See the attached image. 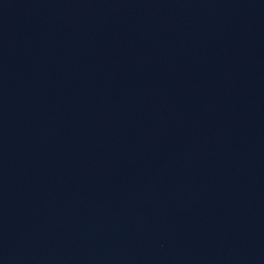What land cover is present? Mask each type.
I'll return each instance as SVG.
<instances>
[{
    "label": "water",
    "instance_id": "95a60500",
    "mask_svg": "<svg viewBox=\"0 0 264 264\" xmlns=\"http://www.w3.org/2000/svg\"><path fill=\"white\" fill-rule=\"evenodd\" d=\"M0 264H264V0H0Z\"/></svg>",
    "mask_w": 264,
    "mask_h": 264
}]
</instances>
